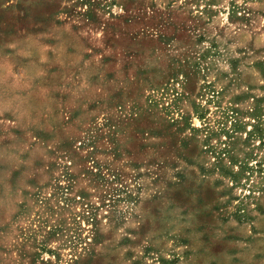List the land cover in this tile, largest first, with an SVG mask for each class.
Listing matches in <instances>:
<instances>
[{"label":"rangeland","instance_id":"374dc122","mask_svg":"<svg viewBox=\"0 0 264 264\" xmlns=\"http://www.w3.org/2000/svg\"><path fill=\"white\" fill-rule=\"evenodd\" d=\"M0 264H264V0H0Z\"/></svg>","mask_w":264,"mask_h":264}]
</instances>
